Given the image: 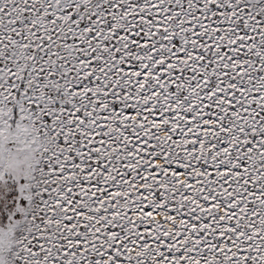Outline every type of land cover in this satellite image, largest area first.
<instances>
[{"label":"snow or ice","instance_id":"6c2138e0","mask_svg":"<svg viewBox=\"0 0 264 264\" xmlns=\"http://www.w3.org/2000/svg\"><path fill=\"white\" fill-rule=\"evenodd\" d=\"M0 264H264V0H0Z\"/></svg>","mask_w":264,"mask_h":264}]
</instances>
